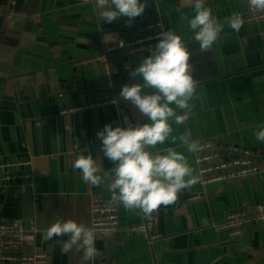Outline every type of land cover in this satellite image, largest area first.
I'll use <instances>...</instances> for the list:
<instances>
[{
  "label": "crops",
  "instance_id": "1",
  "mask_svg": "<svg viewBox=\"0 0 264 264\" xmlns=\"http://www.w3.org/2000/svg\"><path fill=\"white\" fill-rule=\"evenodd\" d=\"M203 2L224 25L212 50L205 52H200L182 19L195 15V0H148L145 12L131 26H126L127 17L112 23L99 20L93 0H0V162L29 160L32 176L27 183L0 180V222L33 223L35 248L45 251L47 264H264V227L246 228L232 240L210 228L229 211L252 210L264 201V174L205 185L198 181L180 193L191 200L183 201L172 217L166 216L162 226L156 211L148 218L138 209L126 210L112 201L111 180L105 175L115 165L103 158L97 133L106 124L123 127L125 117L133 126L150 122L120 97L124 85L143 83L130 72L150 53L115 60L113 92L105 89L98 65L84 61L103 44L138 36L148 22H160L192 50L189 63L198 82L190 101L192 112L183 125L170 121L172 135L189 133L191 139L213 141L217 147L264 152V142L255 138L264 124V21L244 22L236 32L227 21L233 14L244 19L252 13L247 0ZM123 64L129 66L127 71ZM109 97L114 105L62 114L83 102ZM178 114L183 113L178 110ZM77 141L101 165L100 186L84 182L81 171L74 168ZM168 148L185 155L198 176L192 153L179 139L173 143L169 138L150 150L166 154ZM95 198L115 205L119 226L113 235L96 238L94 259L84 261L83 250L75 246L62 252L57 241L67 236L43 238L57 219L90 228L89 206ZM154 218L162 239L152 248L140 234H126L129 226Z\"/></svg>",
  "mask_w": 264,
  "mask_h": 264
},
{
  "label": "clouds",
  "instance_id": "2",
  "mask_svg": "<svg viewBox=\"0 0 264 264\" xmlns=\"http://www.w3.org/2000/svg\"><path fill=\"white\" fill-rule=\"evenodd\" d=\"M252 10L264 13V0H247ZM94 10L105 23H112L121 17H127L126 26H131L136 17H140L148 6V0H93ZM195 15L182 17L187 27L199 43L200 52L212 50L213 45L224 31V25L204 6L203 0H195ZM228 26L239 32L244 21L239 14H233L227 21ZM158 43L148 49L149 55L130 72L136 80L143 83L126 84L120 91V97L130 102L149 123H137L133 126L125 117L124 126L106 124L97 133L101 141L100 151L103 158L115 165L105 175L111 180L109 191L111 200L122 203L126 210H140L145 217L162 206L167 207L178 201V196L185 189L191 188L199 181L194 169L182 153L172 148L166 154L153 153L150 149L164 144L171 138L187 146L190 153L201 149L199 139H191L189 133L173 136L170 121L183 125L192 112L190 101L196 95L198 82L193 78V65L189 63L192 50L182 37L169 30L161 32ZM149 89V92H145ZM175 105V107H172ZM181 110L183 114H178ZM259 142H264V124L255 133ZM77 150L74 168L82 173L83 181L92 186L104 182L101 165L94 159L87 146L81 148L79 141L74 145ZM67 236V240L57 241L62 252L70 251L74 246L83 250L84 261L92 260L98 255L95 247L94 229L71 219H57L43 238Z\"/></svg>",
  "mask_w": 264,
  "mask_h": 264
},
{
  "label": "built area",
  "instance_id": "3",
  "mask_svg": "<svg viewBox=\"0 0 264 264\" xmlns=\"http://www.w3.org/2000/svg\"><path fill=\"white\" fill-rule=\"evenodd\" d=\"M254 20L264 21V13L252 10V13L243 19L245 23ZM164 31L167 30L160 22H148L144 25L142 33L136 37L103 44L100 51L85 60L84 64L98 65L105 89L113 92L115 86L111 66L115 60L149 52L148 49L158 43L157 37ZM80 42L85 45L92 44L89 40ZM128 69L129 66L123 64L122 70L127 71ZM114 104L115 100L109 97L99 101L83 102L63 111L62 114L88 111ZM124 120L123 118L122 121L124 122ZM192 156L201 185L264 174V152L260 153L253 149L231 145L217 147L213 141H204L201 142V149L192 153ZM30 165L29 160L0 162V180L30 182L32 178L29 172ZM14 169H22V172H11ZM89 214L90 228L94 229L96 238L109 237L118 231L119 220L114 204L95 198L89 206ZM252 226L264 227V201L256 204L252 210H231L221 222L210 224L214 233L225 236L228 240L236 239L244 229ZM126 230V234H140L149 248L162 239L158 230V221L155 218L135 223ZM36 233L37 229L33 223L27 226L21 219L0 222V262L47 264L45 251L35 248ZM25 246H30V250H24Z\"/></svg>",
  "mask_w": 264,
  "mask_h": 264
},
{
  "label": "water",
  "instance_id": "4",
  "mask_svg": "<svg viewBox=\"0 0 264 264\" xmlns=\"http://www.w3.org/2000/svg\"><path fill=\"white\" fill-rule=\"evenodd\" d=\"M193 198V197H192ZM186 200H191V197L189 195H183L179 194L178 196V201L174 203L173 205L164 207L162 206L160 209H158L156 212L158 213L160 223L162 226V222H164V218L167 217H172L174 212L176 210H179L181 208L182 202ZM225 237V236H224ZM226 238V237H225ZM227 239V238H226ZM228 240V239H227Z\"/></svg>",
  "mask_w": 264,
  "mask_h": 264
},
{
  "label": "trees",
  "instance_id": "5",
  "mask_svg": "<svg viewBox=\"0 0 264 264\" xmlns=\"http://www.w3.org/2000/svg\"><path fill=\"white\" fill-rule=\"evenodd\" d=\"M122 60V59H121ZM111 71L113 72V70H112V66H111Z\"/></svg>",
  "mask_w": 264,
  "mask_h": 264
}]
</instances>
